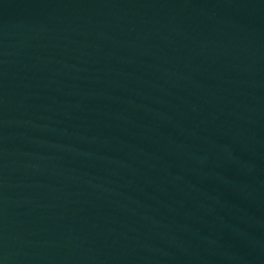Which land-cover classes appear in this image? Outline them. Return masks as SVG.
Instances as JSON below:
<instances>
[{
	"label": "water",
	"instance_id": "1",
	"mask_svg": "<svg viewBox=\"0 0 264 264\" xmlns=\"http://www.w3.org/2000/svg\"><path fill=\"white\" fill-rule=\"evenodd\" d=\"M0 264H264V0H0Z\"/></svg>",
	"mask_w": 264,
	"mask_h": 264
}]
</instances>
